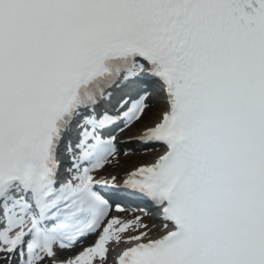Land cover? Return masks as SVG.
Masks as SVG:
<instances>
[{
	"label": "snow or ice",
	"instance_id": "1",
	"mask_svg": "<svg viewBox=\"0 0 264 264\" xmlns=\"http://www.w3.org/2000/svg\"><path fill=\"white\" fill-rule=\"evenodd\" d=\"M121 240L264 264V0H0V264Z\"/></svg>",
	"mask_w": 264,
	"mask_h": 264
},
{
	"label": "bare ground",
	"instance_id": "2",
	"mask_svg": "<svg viewBox=\"0 0 264 264\" xmlns=\"http://www.w3.org/2000/svg\"><path fill=\"white\" fill-rule=\"evenodd\" d=\"M147 155L150 156L151 153L149 152V153H147ZM139 159H140V158H139ZM139 159H133V161H135V162H136V161H140ZM123 160H132V158H131V157H129V158H123ZM119 169H120L119 167H116V168H114V169H112V170L118 172ZM126 215H128V214H126ZM149 222H150V223H159L157 220H150ZM153 235H154V234H153Z\"/></svg>",
	"mask_w": 264,
	"mask_h": 264
}]
</instances>
